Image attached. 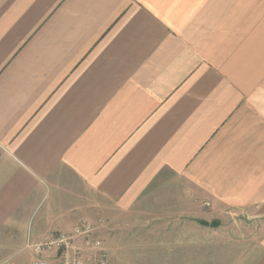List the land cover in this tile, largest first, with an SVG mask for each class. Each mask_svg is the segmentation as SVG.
<instances>
[{"label":"crops","instance_id":"1","mask_svg":"<svg viewBox=\"0 0 264 264\" xmlns=\"http://www.w3.org/2000/svg\"><path fill=\"white\" fill-rule=\"evenodd\" d=\"M100 218L108 264H264V0H0V264Z\"/></svg>","mask_w":264,"mask_h":264},{"label":"built area","instance_id":"2","mask_svg":"<svg viewBox=\"0 0 264 264\" xmlns=\"http://www.w3.org/2000/svg\"><path fill=\"white\" fill-rule=\"evenodd\" d=\"M104 224L103 218L98 224L83 220L72 231L28 243L35 253L32 264H107V249L98 235Z\"/></svg>","mask_w":264,"mask_h":264},{"label":"rangeland","instance_id":"3","mask_svg":"<svg viewBox=\"0 0 264 264\" xmlns=\"http://www.w3.org/2000/svg\"><path fill=\"white\" fill-rule=\"evenodd\" d=\"M202 205H204L205 207H209V206H211L212 205V202L209 200V199H207V200H201V201H199ZM208 202H210V205H208L207 203ZM104 219V218H103ZM104 221H105V219H104ZM92 222V221H91ZM107 225V222L105 221V224L104 225H102L101 227H100V229L102 228V227H105ZM98 235L101 237V235H100V233L98 232ZM102 238V237H101ZM103 240V239H102ZM36 241H39V240H36ZM32 241H29L28 243L30 244ZM103 243H104V241H103ZM29 244H28V246H29ZM104 246L106 247V249H107V253H108V260H107V264L109 263V258H110V256H109V251H108V247L104 244ZM33 254H32V261H33V259H34V257H35V253H34V251L32 252ZM51 263H53V261L51 262ZM32 264V263H31Z\"/></svg>","mask_w":264,"mask_h":264}]
</instances>
